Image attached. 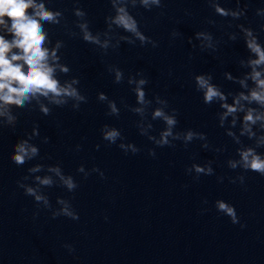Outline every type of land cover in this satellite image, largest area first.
Returning <instances> with one entry per match:
<instances>
[{
  "label": "clouds",
  "instance_id": "9594fccd",
  "mask_svg": "<svg viewBox=\"0 0 264 264\" xmlns=\"http://www.w3.org/2000/svg\"><path fill=\"white\" fill-rule=\"evenodd\" d=\"M48 3L49 0H0V30L7 32L11 37L8 39L0 34V129L15 128L20 115L16 110H38L42 115L49 116L53 108L70 106L73 111H79L81 105L88 102V97L80 90L79 77L62 78L68 77L71 72V68L62 62L61 49L65 46L64 41L56 39L53 42L46 25L62 27L68 36L79 37L84 42L96 46L104 55L108 54L109 49L118 50L122 42L129 45H136L139 42L141 47L149 44L153 48L158 47L157 41L141 31L139 21L131 14L130 9L137 7L146 11H152L153 8L162 9L163 0H109L112 13L105 17L106 29L95 33L91 30L87 13L81 7L75 6L72 9L76 18L73 23L78 29L74 31L65 22L64 12L50 8ZM74 3L78 5L79 0H74ZM207 3L220 17L235 21L246 15V7L225 8L220 5L219 0H207ZM256 15L264 18V8H258ZM207 23L215 25L216 21L209 19ZM229 27H232L231 23ZM235 27L239 32L228 33V39L236 41L238 38H243L249 55L247 58H241L239 65L246 71L238 77L229 72H225L224 76L225 79L238 84L240 90L226 93L219 85L213 83L211 73L195 74L193 81L196 91L202 94L204 104L219 105L220 111L216 114L219 126L224 128L225 134L238 145L236 148L238 158H230L226 164L233 171L240 169L241 173L228 179L232 184L244 185L243 173L251 171L264 176V153L257 151L264 148V43L253 28L244 24H236ZM117 30H122L127 35L120 34ZM261 30H264V24L261 25ZM181 35L176 30L171 32L173 40ZM195 39L199 41L198 46L201 51L215 52L220 43L211 32L206 30L196 32ZM196 46L193 45L194 48ZM107 71L113 76L114 84H122L126 79L136 102L135 105H129L122 99L120 104L139 117L136 121L139 134L147 137L156 147L174 148L175 142L178 141L187 148L190 143L198 140L202 142L203 149L223 151L221 148H212L203 132L192 129L177 131L178 111L170 108L168 100L159 95L148 97L146 87L149 80L142 71L129 74L126 78L124 71L115 65H108ZM97 100L106 105V116L119 118L121 108L115 100L110 99L104 92L97 93ZM157 120L164 125L158 136L151 134L152 121ZM100 133L103 141L108 145H116L125 154L134 155L140 151L135 144L125 142L126 138L121 130L114 126L104 124ZM39 135L38 126H34L26 138L19 139L15 143L10 157L15 165L23 167L40 156L39 146L32 142ZM241 137H247L253 143L246 145ZM48 142L47 136L41 138V143ZM99 148L100 145L97 144L96 149ZM75 150L79 152L81 145L77 144ZM148 155L154 158L155 149H148ZM212 164L211 160L204 164L193 163L185 171L188 175L194 174L193 179L198 181L201 175L215 174ZM77 172L82 174L84 179L93 173L98 174L102 179L105 178L104 172L96 166L86 169L81 164ZM27 173L28 175L17 181V186L23 189L24 195L33 198L38 209L49 211L53 219L63 216L71 220H79V214L74 209L71 199L57 197L58 207H53L45 192L48 188L61 187L68 193H74L79 187L76 179L71 174H66L59 163L50 165L36 163L27 169ZM224 179L223 176L217 177L219 183H223ZM203 203L207 204V200ZM215 208L219 213L227 216L233 224L239 223V217L232 204L217 199ZM38 215L39 211L33 214V218ZM64 247L69 253L75 251L70 244H65Z\"/></svg>",
  "mask_w": 264,
  "mask_h": 264
}]
</instances>
